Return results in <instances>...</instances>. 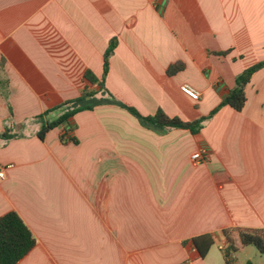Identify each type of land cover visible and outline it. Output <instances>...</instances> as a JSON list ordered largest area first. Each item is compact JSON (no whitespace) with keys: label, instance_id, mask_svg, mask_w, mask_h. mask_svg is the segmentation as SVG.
<instances>
[{"label":"crops","instance_id":"0c3cea01","mask_svg":"<svg viewBox=\"0 0 264 264\" xmlns=\"http://www.w3.org/2000/svg\"><path fill=\"white\" fill-rule=\"evenodd\" d=\"M113 39L104 88L116 104L76 113V144L60 140L66 126L38 139V116L98 90L84 73L101 79ZM262 61L264 0H0V136H13L0 137L12 166L0 217L15 212L36 241L17 264H226L224 230H264V67L242 111L223 106L196 134L146 129L124 107L194 121ZM197 151L206 160L193 164ZM206 234L201 259L191 240ZM229 238L244 264L253 252Z\"/></svg>","mask_w":264,"mask_h":264},{"label":"trees","instance_id":"16d2710c","mask_svg":"<svg viewBox=\"0 0 264 264\" xmlns=\"http://www.w3.org/2000/svg\"><path fill=\"white\" fill-rule=\"evenodd\" d=\"M116 46L115 40H111L108 48L103 56V74L100 80H98L91 72L84 73V79L90 85H96L98 90L88 91L84 89L80 95L68 102H64L60 106L54 108V110H60L65 108L66 111L57 117L55 120H44V114L38 116L36 119L39 121L40 127L37 132V137L43 140L45 135L52 129L59 126H66L64 133L61 135L60 140L62 143H77L75 137H71L67 134L69 129L70 119L78 112L92 110L96 105L102 103L114 102L112 96L104 88V79L108 72V61ZM1 67V64H0ZM264 67V61L255 64L254 66L244 70L239 76L236 77L235 86L228 94L222 99L220 104L213 109L207 116L201 117L194 121H182L176 117H168L163 111L157 110L152 116H141L134 109L124 107L131 115H133L139 123L149 130L162 131L167 129H180L187 130L191 134H196L202 129L205 121L210 119L221 107L229 106L236 112L242 111L246 103L245 87L250 81L252 75L260 68ZM181 64H173L168 70V75H174L181 71ZM103 91L107 98L105 100H98L95 98L97 92ZM120 106V105H119ZM5 131L0 137L9 139L13 136ZM232 232H237L240 243L242 246H252L260 255L264 256V230H224L223 234L228 241V247L223 251L226 264H234L233 253L236 252V248L233 246L232 240L229 238ZM198 256L203 259L208 254V251L213 246L214 241L211 235L206 234L195 237L191 240ZM36 244V241L23 223L20 217L13 211L8 212L0 217V264H17L28 252H30Z\"/></svg>","mask_w":264,"mask_h":264},{"label":"built area","instance_id":"2783aa9c","mask_svg":"<svg viewBox=\"0 0 264 264\" xmlns=\"http://www.w3.org/2000/svg\"><path fill=\"white\" fill-rule=\"evenodd\" d=\"M181 92L186 95L188 98L191 100H198L199 99V94L195 90H193L191 87L184 85L180 88ZM205 156L204 153L201 151H197L191 155V161L193 164H199L200 162H204ZM11 165L7 166H0V180H3L5 178V170L11 168ZM190 264V263H188Z\"/></svg>","mask_w":264,"mask_h":264},{"label":"rangeland","instance_id":"374dc122","mask_svg":"<svg viewBox=\"0 0 264 264\" xmlns=\"http://www.w3.org/2000/svg\"><path fill=\"white\" fill-rule=\"evenodd\" d=\"M248 248L253 253H251V254L250 253L249 254L248 253L240 254L239 255V261L243 262L244 264H246L248 261L250 262V264H264V256L258 255V253H255L256 251L252 246H248ZM256 256H260L259 258H262V260H263L262 263L259 262V259Z\"/></svg>","mask_w":264,"mask_h":264}]
</instances>
